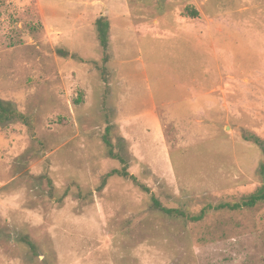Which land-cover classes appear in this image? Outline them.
<instances>
[{"label":"rangeland","instance_id":"obj_1","mask_svg":"<svg viewBox=\"0 0 264 264\" xmlns=\"http://www.w3.org/2000/svg\"><path fill=\"white\" fill-rule=\"evenodd\" d=\"M0 105V264H264V0H0Z\"/></svg>","mask_w":264,"mask_h":264},{"label":"trees","instance_id":"obj_2","mask_svg":"<svg viewBox=\"0 0 264 264\" xmlns=\"http://www.w3.org/2000/svg\"><path fill=\"white\" fill-rule=\"evenodd\" d=\"M192 15H194V13H192ZM96 27H97V33H98V39L100 41V45H101V48L103 49V51H105L107 49V44H108V28H109V24L106 20H104L103 17H100L96 22ZM2 110V114H6V109L3 108L1 105H0V111ZM105 143L107 144V146H111L109 141L107 139H105ZM262 152H263V155H264V146H262ZM109 155L113 158H116V159H119L121 162V158H119L118 156L114 155L113 152L111 150H109ZM261 172L264 174V165L261 167ZM113 175H118L119 177H122V178H125V179H129L131 180L132 182L134 183H137L136 181V178L132 175H130L127 170L125 169V167H123L122 169L120 170H114L112 172H110L107 177H111ZM141 188L145 191V192H148V189L145 188L144 186H141ZM151 201H152V207L153 209L155 210H158L166 215H183L179 212H177L176 210H171V209H165L163 207H161L160 203L154 198V197H151ZM260 202H264V187L258 189L254 194H252L251 196L248 197L247 200H244L243 202H241V204H237V205H233V206H230L228 204H225V205H219L218 206V209H225V208H228V209H233V210H237V209H240V208H251V207H254L257 203H260ZM202 218V214L198 217H194V218H191V220L193 221H199L201 220ZM25 242L27 240H24ZM27 244L28 246L31 248V249H34V246L32 243L28 242L27 241Z\"/></svg>","mask_w":264,"mask_h":264}]
</instances>
